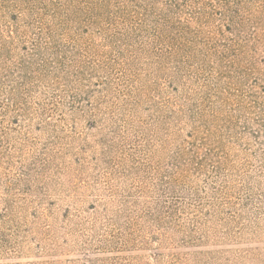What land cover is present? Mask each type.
<instances>
[{"label":"rangeland","instance_id":"1","mask_svg":"<svg viewBox=\"0 0 264 264\" xmlns=\"http://www.w3.org/2000/svg\"><path fill=\"white\" fill-rule=\"evenodd\" d=\"M22 2L0 0V264H264V0ZM160 174L203 209L104 246Z\"/></svg>","mask_w":264,"mask_h":264},{"label":"trees","instance_id":"2","mask_svg":"<svg viewBox=\"0 0 264 264\" xmlns=\"http://www.w3.org/2000/svg\"><path fill=\"white\" fill-rule=\"evenodd\" d=\"M9 1H26V0H9ZM31 2L33 0H27ZM23 3V2H22ZM28 4V3H26ZM170 6L177 7L176 3L170 4ZM73 104V103H72ZM62 105V102L59 100V97H53L50 99L49 107L46 110V114H55V112ZM73 108L77 110V107ZM119 153L125 155L122 145H118ZM113 164V172L114 175L119 173L117 171L118 165L115 162H110ZM134 167L138 169V164L136 160L133 162ZM47 163L43 165L45 168ZM135 169V170H136ZM112 172V173H113ZM159 187L154 196L145 195L149 191L145 186H137L136 188H130L128 191L130 196V201L121 202L119 211L112 216L109 217V237L110 240L103 241L104 246L116 249H126V248H140L147 247L149 245V241L144 238L142 241L139 239V236L144 232L145 227H143V222L151 223L154 227H158V229L164 230L167 224H173L174 229H178L180 224V217L182 214H186V216L190 217V213L187 211L192 207H197V209H203L204 198L200 197L195 193L185 194L183 190L180 189L178 182L179 179L176 175H165L160 174L159 178H157ZM216 190V189H214ZM114 193V189H111ZM213 193L216 191H212ZM218 192V191H217ZM207 194V193H206ZM218 196L221 192L216 193ZM217 196V197H218ZM117 218V219H115ZM122 219V220H121ZM167 219H171L170 223L166 222ZM121 220V221H120ZM194 219L190 218V221ZM97 221V219H96ZM198 222V221H195ZM95 226V225H94ZM106 228V227H105ZM106 235V236H107ZM105 236H103L104 238ZM155 239V243L158 245H164L167 242L165 236H155L152 235ZM187 242V241H181ZM107 249V248H106ZM157 262L167 263V264H181L184 261H187L185 257L173 254L172 256L164 257L163 255H155L153 256ZM118 261V259H115ZM50 264H54L51 262Z\"/></svg>","mask_w":264,"mask_h":264}]
</instances>
